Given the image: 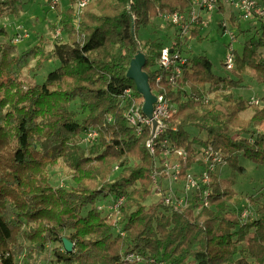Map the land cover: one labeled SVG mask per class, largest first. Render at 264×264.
Masks as SVG:
<instances>
[{
    "label": "trees",
    "instance_id": "16d2710c",
    "mask_svg": "<svg viewBox=\"0 0 264 264\" xmlns=\"http://www.w3.org/2000/svg\"><path fill=\"white\" fill-rule=\"evenodd\" d=\"M192 2L91 0L78 31L72 8L55 5L52 30L59 28L67 41L52 39L49 49L39 36L33 46L19 51L0 23V264H46L52 259L56 264H264V201L255 217H242L257 197L241 206L236 191L223 187L220 171L207 197L193 192L177 209L162 198L147 202L155 168L145 146L148 136L137 137L122 116V90L131 87L140 95L126 77L140 50L151 90H165L178 108L163 136L186 152L181 178L194 164L199 145L219 151L232 171H245L240 155L264 165V132H256L264 123V96L262 104L248 105L232 92L247 69L264 85V23L259 21V33L246 40L241 55L234 51V69L225 70L234 71L235 80L213 74L205 56L188 55L174 89L160 69L151 68L167 45L158 38L138 39L140 28H155L153 20L185 13ZM22 4L0 1V20L17 14ZM165 22L173 37L169 45L179 44L176 26ZM202 28L193 27L190 37ZM31 59L35 64L27 69ZM52 60L59 64L43 81H25L24 69L40 72ZM157 75H162L160 88ZM207 93L213 94L207 103L191 99ZM248 106L251 115L242 117ZM108 115L112 123L106 122ZM191 127L205 138L191 137ZM89 129L98 132L91 142L85 139ZM59 164L69 170L65 184L51 181L50 170ZM118 196L124 201L116 217L97 210L99 200ZM235 212L239 218L228 217ZM63 238L72 242L71 252L64 249ZM128 254L139 260L126 261Z\"/></svg>",
    "mask_w": 264,
    "mask_h": 264
},
{
    "label": "built area",
    "instance_id": "2783aa9c",
    "mask_svg": "<svg viewBox=\"0 0 264 264\" xmlns=\"http://www.w3.org/2000/svg\"><path fill=\"white\" fill-rule=\"evenodd\" d=\"M4 1V0H0ZM70 1V3H69ZM50 0V4L61 5L62 9L70 6L73 10L72 24L73 28L78 31L83 9L91 2V0ZM65 4V7H64ZM229 6L237 10L243 18L258 19L264 23V6L259 0H193L190 8L185 13L173 12L165 16V21L171 22L178 31L180 39L179 44L175 46L167 45L161 49V53L157 58L155 67L162 71L172 89L178 87V81L182 77L183 65L187 61V55L182 53L180 47L183 45V40L190 37V32L193 27H204L211 20V15L220 7ZM64 7V8H63ZM163 19V18H162ZM224 32H228L231 42L227 44V50L223 65L225 69L232 70L235 65V49L232 42L236 37L234 33L227 30V25L224 21L220 23ZM56 39L65 36L59 28L54 30ZM30 37V32L22 26H18L11 36L12 44H19ZM80 38H83L82 36ZM172 49V51H170ZM162 75H157L156 85L160 88ZM156 100L153 104L152 117H147L142 111L143 97L136 95L131 87H126L122 93L118 95L121 102L122 116L126 123L133 129L137 137L147 134L145 146L148 152L152 155L155 168L151 173L152 191L157 198H162L165 205L172 206L177 209L181 205H185L188 196L193 192L201 191V195L207 197L210 194L209 185L215 174L226 165L224 156L216 151L211 145H202L195 147L196 156L195 162L182 176V161L186 159L184 149L177 147L170 139L164 137L168 120L177 114L178 108L172 99L163 92L153 91ZM191 99L198 102L207 103L209 94L201 96L193 94ZM259 99L250 97L249 105H257ZM153 121L156 123L153 129ZM107 123H112L111 115L106 117ZM98 136V132L89 129L86 132V140L94 141ZM202 167L200 172L194 171L195 168ZM116 169V168H115ZM123 196L113 197L107 203H98L96 208L102 213H110L113 217L119 214V207L123 204ZM203 205H207L206 198L203 200ZM242 217H246V210L241 213ZM125 260L134 262L139 260L134 255L128 254Z\"/></svg>",
    "mask_w": 264,
    "mask_h": 264
},
{
    "label": "rangeland",
    "instance_id": "374dc122",
    "mask_svg": "<svg viewBox=\"0 0 264 264\" xmlns=\"http://www.w3.org/2000/svg\"><path fill=\"white\" fill-rule=\"evenodd\" d=\"M259 1L261 3V0ZM21 3H23L21 10L17 14L6 16L0 20V23L5 26L6 31L8 32V37L13 35L18 26H22L24 29L30 32L31 37L30 39H27L17 45L19 51H25L29 49L37 42L39 36L45 39L46 48L49 49L51 46L50 41L52 39H56L54 36V30H52V25L58 16L55 8L47 0H21ZM261 4L264 6L263 3ZM60 8L62 9L61 5ZM230 9L231 8L229 7H224V11L220 10V13H212L211 20L206 26L202 28L197 37H187L183 40L181 50L185 56H205L211 62L213 74L221 77H229L235 80L237 75L234 73V71H226L225 66L223 65L227 44L231 42V40L229 38L228 32H224L221 28L220 23L224 21L227 25V30L234 33L236 39L232 42V45L239 55H241L243 52L246 40L252 36H257V32L261 23L258 19L243 18L236 11L234 12L238 18H231ZM153 21L155 28H140L137 32L138 39L142 41L146 38H158L159 40H163L165 45L171 44L173 37L171 36V31L167 29V22L161 19H155ZM35 37L37 38L35 39ZM8 39L6 41H8ZM58 39H61V41H67V36L65 35ZM260 51L264 55V48H261ZM34 64V60L31 59L28 62L27 69L33 67ZM58 64L59 62L56 60L45 62L40 72L33 71L31 73L24 69L23 77L25 81L28 82H34L35 80L41 82L45 79L49 71L53 70ZM151 68L154 69L155 66H152ZM35 73L36 77L34 78L33 75ZM241 77L243 82L240 87L232 90L233 94L245 100L246 104H248L250 97L259 99L260 103L258 105L262 104L261 99L264 96V85H260L255 81L254 71L247 69L246 73L241 75ZM208 94L209 99L213 97V94ZM251 113L252 111L248 106V108L243 111L241 115L242 117H249ZM188 132L191 137L200 136L199 138H205L204 132H202L203 134L200 133L195 127L188 128ZM256 132H264V123L256 128ZM252 136L253 134L245 137L249 140L252 138ZM239 165L245 169L244 172L241 173L235 170L232 171L227 164L224 165V167L221 169L222 185L223 187L230 186L234 191H236L237 195L242 198L241 206L248 203L247 199L249 197H257V203L254 206L245 208L247 209L246 215L248 213L251 217H255V209L264 201V165L257 164L254 161L246 160L241 155L239 156ZM201 170L202 167L194 169V171L197 173ZM68 176L69 170L65 164H59L50 170L51 181L55 184L67 183L69 180ZM151 199L155 202L157 201V196H153L151 194L149 199H147V202H150ZM108 201L109 198H106L104 200H99L98 203L104 204ZM228 217L231 219L239 218L237 212H235V214L229 215ZM42 264H45V262H42ZM46 264L56 263L54 259H52Z\"/></svg>",
    "mask_w": 264,
    "mask_h": 264
},
{
    "label": "water",
    "instance_id": "95a60500",
    "mask_svg": "<svg viewBox=\"0 0 264 264\" xmlns=\"http://www.w3.org/2000/svg\"><path fill=\"white\" fill-rule=\"evenodd\" d=\"M131 34L135 39L134 34V22L131 26ZM172 51V49H170ZM146 63L145 54L142 53L140 50L134 55V57L130 60L128 70L126 72V77L131 79L136 87L137 92L143 97L144 101L142 104V111L143 113L151 118L152 117V110L153 104L156 100L155 95L151 92V88L149 85V77L148 73L143 70V67ZM155 122L153 121V129L155 128ZM63 247L67 252L72 251L73 244L66 238L62 239Z\"/></svg>",
    "mask_w": 264,
    "mask_h": 264
},
{
    "label": "crops",
    "instance_id": "0c3cea01",
    "mask_svg": "<svg viewBox=\"0 0 264 264\" xmlns=\"http://www.w3.org/2000/svg\"><path fill=\"white\" fill-rule=\"evenodd\" d=\"M225 7H229V6H225ZM229 8H231V7H229ZM220 10L222 11H224V7H220V9L219 10H215L214 12H216V13H220ZM234 11H236L237 13H239L237 10H235L234 8H231L230 9V16H231V18H234V19H237L238 18V16L237 15H235V12ZM213 12V13H214ZM240 14V13H239ZM241 16V15H240ZM211 18H212V15H211ZM234 24H235V22H234ZM202 30V29H201ZM203 134V133H202ZM205 134V133H204Z\"/></svg>",
    "mask_w": 264,
    "mask_h": 264
},
{
    "label": "bare ground",
    "instance_id": "6f19581e",
    "mask_svg": "<svg viewBox=\"0 0 264 264\" xmlns=\"http://www.w3.org/2000/svg\"><path fill=\"white\" fill-rule=\"evenodd\" d=\"M144 100V99H143ZM221 171V170H220Z\"/></svg>",
    "mask_w": 264,
    "mask_h": 264
}]
</instances>
